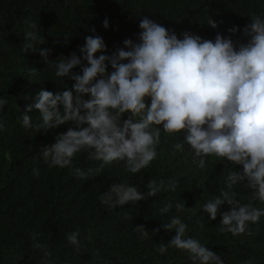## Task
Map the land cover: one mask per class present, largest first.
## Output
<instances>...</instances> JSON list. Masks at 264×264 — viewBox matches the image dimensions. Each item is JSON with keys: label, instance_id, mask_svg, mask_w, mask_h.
<instances>
[{"label": "trees", "instance_id": "16d2710c", "mask_svg": "<svg viewBox=\"0 0 264 264\" xmlns=\"http://www.w3.org/2000/svg\"><path fill=\"white\" fill-rule=\"evenodd\" d=\"M253 15L264 20V0H0V98L8 101L0 111L4 124L0 130V264H41L42 251L32 248L33 233L38 242L48 245L51 264H193L185 252L174 247L169 246L164 254L158 251L176 235L162 223L177 214L187 225L186 238L198 239L221 256L224 264H246L249 259L264 264V216L257 224L249 223L252 235L233 237L219 231L220 213L230 211V205L221 206L215 221L202 209L208 200L227 190L229 171H241L242 166L209 158L207 167L200 169L198 158L185 143L186 131L168 135L159 126L157 157L139 173L128 172L124 162H113L95 177L79 179L68 167L50 166L40 152L54 144L58 135L74 128L72 122L47 133L25 129L18 122L40 90L55 93L71 88L75 82L57 77L52 62L75 53L82 64L72 72L82 74V67L88 65L80 48L88 36L101 37L106 45L103 54L111 56L119 48L128 50L123 43L126 39L141 42L139 24L147 18L170 34L174 32L178 39L182 40L184 33L212 41L221 35L239 51L250 41L244 29L252 23ZM106 19L107 29L103 27ZM210 19L216 22L215 28L208 23ZM29 21L37 24L41 39L34 50L24 52L25 32L32 30ZM234 28L236 31H230ZM65 34L70 37L67 44ZM45 49L51 50L49 63L40 55ZM32 68L37 70L35 74ZM107 71H113L110 64ZM146 103L150 104V98ZM27 114L33 124L40 121L38 111ZM129 115L125 113L122 119ZM176 143H185L183 151L175 149ZM101 163L89 159L84 151L73 159V166L85 172ZM33 169L39 175H34ZM151 180H163L166 186L176 182V190L161 191L156 197L115 210L101 203L113 184L126 183L146 193ZM233 190L241 203L252 202L264 210V202L251 201V190L243 184ZM167 202H172L173 208L161 216L158 210ZM176 203L184 204V210L177 213ZM137 226L148 231L146 238H141ZM77 229L83 243L79 253L67 242L68 234ZM89 233L90 241L84 239Z\"/></svg>", "mask_w": 264, "mask_h": 264}, {"label": "clouds", "instance_id": "9594fccd", "mask_svg": "<svg viewBox=\"0 0 264 264\" xmlns=\"http://www.w3.org/2000/svg\"><path fill=\"white\" fill-rule=\"evenodd\" d=\"M26 23L32 30L25 32L24 52L34 50L41 39L37 24ZM208 23L213 28L217 26L211 19ZM103 27H109L107 19ZM139 27L141 42L134 44L126 39L123 43L128 50L119 48L111 56L103 54L106 45L101 37H86L80 53L88 66L82 67V74L72 72L82 64L75 53L68 58H57L52 62L55 75L70 78L75 83L55 93L40 90L18 122L37 133H47L72 122L74 128L58 135L54 144L41 148L40 152L50 166L68 167L79 179L95 177L105 165L113 162H124L128 172L139 173L157 157L159 126L162 125L168 135L186 131L185 143L198 158L200 169L207 167L209 158L242 166L241 171H229L227 190L208 200L202 209L215 221L219 209L227 203L231 209L220 213L219 231L231 233L233 237L252 235L249 223H259L264 210L252 202L241 203L233 187L243 184L251 190V201L264 202V20L252 16V23L244 29L250 41L239 51L234 49L230 39L221 35L212 41L184 33L181 40L174 32L170 34L147 18L141 20ZM69 38L65 34V44ZM50 52V49L40 51L45 63H49ZM97 53H101L98 58ZM108 64L113 69L110 74ZM32 72L35 74L37 70L32 68ZM148 98L150 104L146 103ZM7 103L0 98V111ZM34 110L40 115V121L35 124L27 114ZM125 113L130 115L122 119ZM3 129L4 124L0 122V130ZM185 143H176L174 147L183 151ZM82 151L88 153L89 159L101 161L100 166L87 172L74 167L73 159ZM33 173L39 175L37 169H33ZM146 187L148 191L142 193L133 185L113 184L101 197V203L115 210L118 206L156 197L161 191L174 192L176 182L166 186L163 180H151ZM172 208L173 203L167 202L158 211L163 216ZM184 208V204H175L177 213ZM162 227L174 229L176 235L169 244L160 245L161 254L171 246L185 252L193 264H224L221 256L198 239L186 238L187 225L179 214L170 222H163ZM136 230L142 239L149 234L143 226H137ZM31 239L32 248L43 253L41 264H51L48 245L38 242L35 233ZM84 239L90 241L91 234H86ZM67 242L77 253L81 252L80 230L68 234ZM246 264H253V260L249 259Z\"/></svg>", "mask_w": 264, "mask_h": 264}]
</instances>
